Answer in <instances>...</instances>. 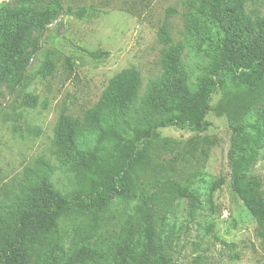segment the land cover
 <instances>
[{"label":"rangeland","instance_id":"1","mask_svg":"<svg viewBox=\"0 0 264 264\" xmlns=\"http://www.w3.org/2000/svg\"><path fill=\"white\" fill-rule=\"evenodd\" d=\"M20 1L4 0L0 14L15 9ZM49 3L33 4L31 18H37ZM62 5L40 37L38 26L34 27L24 42L25 52L7 68L0 83V200L17 191L30 170L46 175L68 197L89 188L88 181L55 154L59 116L65 111L83 122L102 100L110 80L130 67L141 77L133 102L138 106L148 82L163 71L162 56L170 44L162 32L182 44L191 82L212 58L207 44L198 51L191 47L200 0H63ZM254 10L263 15L264 0L249 1L247 11ZM97 50L103 52L100 57L89 53ZM5 55L0 39V73ZM226 104L217 88L206 116L207 129L160 127L156 136L146 139L145 159L130 175L132 188L112 197L90 235L89 245L99 248L104 257L76 259V244L89 228L92 207H87L61 218L56 250L29 264H112L124 227L140 221L141 194L170 181L197 199L177 197L152 243L143 244L147 249L153 252L158 244L177 264H264V234L232 181V156L237 154L248 162L255 192L264 195V137L255 147H240ZM249 119L264 122V103L257 105ZM122 128L126 137H132L130 129Z\"/></svg>","mask_w":264,"mask_h":264},{"label":"trees","instance_id":"2","mask_svg":"<svg viewBox=\"0 0 264 264\" xmlns=\"http://www.w3.org/2000/svg\"><path fill=\"white\" fill-rule=\"evenodd\" d=\"M38 1L21 0L18 7L0 14V39L6 47L0 83L7 68L25 52L24 42L34 27L38 26L40 37L63 7V0H50L33 19L30 9ZM249 1L252 0H200L191 47L198 51L207 44L212 58L194 82L183 61L182 44L174 43L162 32L163 39L170 44L162 56L163 71L148 82L138 106L133 102L141 77L136 68L130 67L110 80L102 100L86 113L83 122L65 111L60 114L55 154L62 164L80 173L89 188L68 197L46 175L30 170L21 187L0 200V264H29L55 251L61 239V218L82 213L87 207H92L89 228L76 244V259L82 262L88 256L104 257L99 248L89 245L90 235L99 226L100 213L112 197L132 188L130 175L145 159L146 139L156 136L160 127L207 129L206 116L217 88L226 98L225 111L238 145L246 148L258 144L260 137H264V122H251L249 118L257 105L264 103V14L257 10L248 12ZM3 4L4 0H0V9ZM89 53L93 57L103 54L101 50ZM22 77L23 72L16 85ZM122 127L130 129L132 137H126ZM232 167L234 190L264 234V195L254 190L247 173L248 162L234 154ZM183 195L197 199L176 181L161 184L151 193L143 192L138 206L140 221L124 227V234L115 243L118 249L112 264H177L162 246L155 244L152 252L143 244L152 243L169 208Z\"/></svg>","mask_w":264,"mask_h":264}]
</instances>
